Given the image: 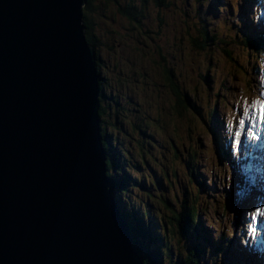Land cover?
I'll list each match as a JSON object with an SVG mask.
<instances>
[{
	"label": "water",
	"instance_id": "1",
	"mask_svg": "<svg viewBox=\"0 0 264 264\" xmlns=\"http://www.w3.org/2000/svg\"><path fill=\"white\" fill-rule=\"evenodd\" d=\"M85 0H0V264H149L110 189Z\"/></svg>",
	"mask_w": 264,
	"mask_h": 264
},
{
	"label": "rangeland",
	"instance_id": "2",
	"mask_svg": "<svg viewBox=\"0 0 264 264\" xmlns=\"http://www.w3.org/2000/svg\"><path fill=\"white\" fill-rule=\"evenodd\" d=\"M217 1L219 8L210 6L213 0H168L171 6L165 11V8L150 3L151 19L162 12L165 22L160 40L151 43L141 38L140 41L130 39L124 44L118 41V51L112 55L106 54L107 49L101 50L106 65V83L110 89H116L118 98L115 101L119 105L117 110L114 102H110L108 113L111 116H106L111 125L107 132L128 154L130 167L127 171L135 177L136 182L129 188V199L123 201L128 208L134 207L153 217L160 196L167 199L174 210L180 209L184 199L193 201L212 241L208 264H249V252L260 255L254 259V264H262L264 237L257 236L256 230L261 219L250 201H243L241 210H235V200L229 190L235 197L238 190L234 184L232 187L225 184L223 177L224 174L229 177L225 172L228 165L217 150L225 136L231 139L233 147L235 141L239 149H243L239 141L242 129L236 131L235 128L242 115L239 103L245 109L253 101L255 84L251 80V71L256 63L239 43V37L246 34L244 14L240 13L242 10L237 4L241 1ZM230 1L232 6H229ZM119 23L125 25L122 20ZM155 23L153 30L159 26ZM249 23L255 25L252 16ZM118 28L115 29L119 30L121 40V28ZM203 29L210 32L206 43L200 32ZM109 41L107 44L112 43ZM164 67L171 69L178 89L203 107L202 117L197 118L190 111L182 116L176 114V109L173 110L175 97L164 83ZM203 77L213 79L212 90L206 87ZM235 107L238 109L233 114ZM213 109L219 123L223 122L220 116H229L231 130L224 131V126L220 127L219 123L215 127L211 118ZM189 160H192L191 164L196 163V175L190 174ZM199 181L213 185L215 190L202 189L198 186ZM151 194L154 196L150 197ZM124 196L122 198L126 200ZM150 198L155 201L152 210ZM259 203L264 205V199ZM169 228L172 245L169 264H174L179 255L185 257V246L171 235ZM160 235L163 238V234ZM219 238L227 240L220 247ZM248 248H252L251 251Z\"/></svg>",
	"mask_w": 264,
	"mask_h": 264
},
{
	"label": "trees",
	"instance_id": "3",
	"mask_svg": "<svg viewBox=\"0 0 264 264\" xmlns=\"http://www.w3.org/2000/svg\"><path fill=\"white\" fill-rule=\"evenodd\" d=\"M168 0H85L82 10L83 24L85 27V39L93 46L96 51V69L98 72V100L101 125V139L105 151L107 176L109 178L110 189L113 193L114 199L117 202L120 215L124 220H127L130 236L132 239V248L136 251L143 263L152 264H169L172 259V245L169 241L167 229L172 236L178 238V242H183L185 246V257L179 255L177 262L174 264H208L207 257L209 245L212 244L206 228L202 226L199 212L196 206L192 205L193 201L189 202L184 199L180 203V209L174 210L167 199L160 196L159 203L157 202V217L158 222L163 229L160 234H163L164 241L159 233L152 231L151 219L147 212H139L134 207H129L122 201H128V193L130 187L136 181L127 170L129 169L128 154L117 143V139L112 134H108L107 127L111 124L107 122V118L111 116L108 110L111 109L110 102H114L115 108L118 110L117 100L118 95L116 89H110L107 78L104 76L106 71L102 49H107L106 54L112 55L117 52L118 41L124 44L127 40H137L140 38L147 42L155 43L161 39L163 21L162 12H159L153 20L150 17V3L159 8L169 9L170 3ZM185 17H189L185 14ZM126 19V20H125ZM124 21L125 25H120L119 21ZM159 24L157 30H153L154 24ZM153 23V24H152ZM152 24V25H150ZM121 28V40H119V30ZM204 40L208 39L209 32L205 29L200 30ZM114 38H117L115 40ZM112 41L111 44L107 42ZM261 36L253 38L252 44L247 40V44L251 50H258L257 45ZM104 44L106 47H104ZM144 44V43H143ZM196 48L199 46L194 45ZM163 60V58H161ZM170 69V68H169ZM168 67H164L163 78L165 79V86L169 87L175 97L176 102H173V110L176 109L178 116L186 115L191 112L197 118L202 117L203 107L199 103H194L188 94L181 92L175 84L174 77ZM213 79L203 77V82L209 90H212ZM119 85V84H118ZM118 90V89H117ZM112 98V100H111ZM115 98V99H114ZM117 117V112H115ZM108 115V117L106 116ZM117 124V122H116ZM105 125V126H104ZM144 144H141V146ZM177 155V152H176ZM174 157V155H172ZM191 158V157H190ZM192 160L188 161V166L191 175H196L197 171L194 168ZM198 186L202 189L209 190L213 185H205L204 182H198ZM215 188V187H213ZM125 195L126 200H122ZM154 195H150L153 197ZM151 202V203H150ZM155 201L153 198L149 200V206L153 209ZM152 204V205H150ZM120 207V208H119ZM121 209V210H120ZM156 210V209H155ZM159 234V235H158ZM165 236V237H164ZM225 241V239H224ZM179 244V243H178Z\"/></svg>",
	"mask_w": 264,
	"mask_h": 264
},
{
	"label": "bare ground",
	"instance_id": "4",
	"mask_svg": "<svg viewBox=\"0 0 264 264\" xmlns=\"http://www.w3.org/2000/svg\"><path fill=\"white\" fill-rule=\"evenodd\" d=\"M257 161H258V164H257V166L254 168V170L260 174L262 180H261V181H259V180H255V181H256V182L258 183V185H260V187H261V186L264 185V178H263V176H262V175H264V156H263V148L258 152V160H257ZM254 179H255V178H254ZM261 182H263V183H261Z\"/></svg>",
	"mask_w": 264,
	"mask_h": 264
},
{
	"label": "snow or ice",
	"instance_id": "5",
	"mask_svg": "<svg viewBox=\"0 0 264 264\" xmlns=\"http://www.w3.org/2000/svg\"><path fill=\"white\" fill-rule=\"evenodd\" d=\"M257 103H258V107L256 109L257 113L259 114L261 120L264 121V104H261L259 102H257ZM247 114H248L247 109H245V115H247ZM240 125H241V127H243V125H244V121L243 120H240ZM239 135H240V133L237 132V136H239ZM257 215L264 216V211L257 210ZM254 219H255V217H254Z\"/></svg>",
	"mask_w": 264,
	"mask_h": 264
}]
</instances>
